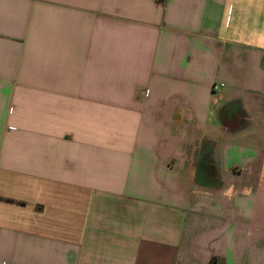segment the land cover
<instances>
[{
    "label": "crops",
    "instance_id": "1",
    "mask_svg": "<svg viewBox=\"0 0 264 264\" xmlns=\"http://www.w3.org/2000/svg\"><path fill=\"white\" fill-rule=\"evenodd\" d=\"M0 264H264V0H0Z\"/></svg>",
    "mask_w": 264,
    "mask_h": 264
},
{
    "label": "built area",
    "instance_id": "2",
    "mask_svg": "<svg viewBox=\"0 0 264 264\" xmlns=\"http://www.w3.org/2000/svg\"><path fill=\"white\" fill-rule=\"evenodd\" d=\"M223 86V84H219L218 86L214 85L213 88L217 89L218 87Z\"/></svg>",
    "mask_w": 264,
    "mask_h": 264
}]
</instances>
